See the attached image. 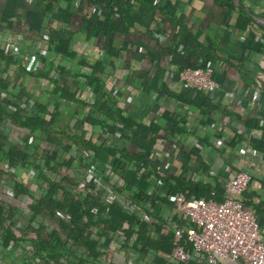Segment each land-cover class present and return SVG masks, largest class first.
Wrapping results in <instances>:
<instances>
[{"label":"crops","instance_id":"crops-1","mask_svg":"<svg viewBox=\"0 0 264 264\" xmlns=\"http://www.w3.org/2000/svg\"><path fill=\"white\" fill-rule=\"evenodd\" d=\"M0 36H15L22 51L6 56L0 45V104L13 97L32 113L41 103L60 132L149 154L168 180L151 182L158 198L168 195L166 182L194 180L222 202L229 180L249 173L241 200L254 211L264 242V0H0ZM64 43L69 54L61 55L55 46ZM38 44L49 54L27 71L24 55L39 53ZM207 66L219 84L212 93L178 79L184 68ZM11 131L10 119L0 122L1 133ZM41 149L57 152L61 162L74 158L69 173L76 174L78 145L68 153L59 145ZM156 208L170 231L188 225L171 204ZM135 239L118 249L111 243L112 264L166 262V252L143 253ZM23 247H0V264H26ZM164 264L176 263L172 257Z\"/></svg>","mask_w":264,"mask_h":264},{"label":"trees","instance_id":"trees-1","mask_svg":"<svg viewBox=\"0 0 264 264\" xmlns=\"http://www.w3.org/2000/svg\"><path fill=\"white\" fill-rule=\"evenodd\" d=\"M63 45L60 47L58 44L55 50L61 55L69 54L68 44ZM2 90H6V85H0ZM100 91L103 89L98 91V95ZM13 100L12 97L9 103L0 104V122L10 119L13 132L9 135L0 132V189L4 192L0 202V247L24 248L27 245L29 251L24 252L26 264H73V260L78 258V264H86L89 260L96 264L106 261L112 264L113 253L109 247L111 243L120 241L116 232L127 225L125 244L136 237L134 246L137 249L145 253L149 252V247L158 255L166 252L168 262L175 246L174 231H170L167 220L155 217L157 204L161 202L163 206L171 204L173 207L168 198L181 193L187 198L194 194L197 198L210 199L217 191L196 184L194 180H173L174 184L166 182L168 195L158 198L149 192L151 182L159 180L162 186L168 180L160 177L159 163L149 154L135 155L124 148L108 146L101 138L99 144L73 132H60L56 128L57 117L45 110V105L34 102L36 111L29 113L21 105H15ZM41 112L47 116H42ZM42 144L59 145L65 153L70 151L72 144L78 145L82 151L78 155L76 174L69 173V169L74 168V158L61 162L57 152L51 156L43 152ZM85 150L94 151V161L99 164L94 173L102 184L112 183L115 176L119 177V182L113 186L124 201L113 204L108 216L105 214V190L85 176V172L91 169L88 158L83 157ZM30 169V178H21L18 174ZM7 187H12V194L6 191ZM36 188H41L38 195ZM22 198L32 200L29 205L31 215L27 219L19 206L6 208V203L21 201ZM125 199L130 201V205L142 206L151 220L145 221L142 214L133 211L131 206L126 208ZM94 208L99 209L98 214L92 213ZM60 213L69 214L71 219L60 218ZM35 222L37 226H34ZM152 227L159 232L156 239L152 238ZM164 228H170L169 232L163 233ZM80 250L84 253L80 254Z\"/></svg>","mask_w":264,"mask_h":264},{"label":"built area","instance_id":"built-area-1","mask_svg":"<svg viewBox=\"0 0 264 264\" xmlns=\"http://www.w3.org/2000/svg\"><path fill=\"white\" fill-rule=\"evenodd\" d=\"M0 36V45L3 53L18 56L22 51L19 48V40L15 36L6 40ZM47 43L48 36L44 39ZM37 54L24 55L26 70L31 71L40 61L41 56H48V48H41L38 44ZM178 79L184 83L194 85L198 90L212 93L217 90L219 84L214 79V69L210 66L200 68H184L178 73ZM257 95L254 100H257ZM23 108H26L24 105ZM119 136V135H118ZM242 154L246 150H241ZM94 151L85 150L83 157L88 158L91 169L86 173L87 180H93L97 187L105 190L104 203L105 214H111V206L119 201H124L115 191L113 184L119 182L115 176L112 183L102 184L95 177ZM251 176L247 172H239L232 177L226 186L225 198L222 202L217 200V193L213 192L210 199L187 198L184 194H178L171 198L175 213L182 214L188 221L187 226L174 229L173 259L176 264H231L239 260L245 264H264V242L260 234L259 221L251 209L247 208L241 197L247 191ZM125 199L126 208L140 212L145 221H150L151 216L143 211L138 204L130 205ZM93 214H98L99 209L94 208ZM60 218L69 221V214L60 213ZM127 225L116 232L120 241H115L114 248L118 249L125 240Z\"/></svg>","mask_w":264,"mask_h":264},{"label":"rangeland","instance_id":"rangeland-1","mask_svg":"<svg viewBox=\"0 0 264 264\" xmlns=\"http://www.w3.org/2000/svg\"><path fill=\"white\" fill-rule=\"evenodd\" d=\"M11 185H12V187H13V183H11ZM12 187H7V192L9 193V194H12L13 192H12ZM1 188V187H0ZM41 188H36V195H38L39 194V191L38 190H40ZM3 191H2V189H0V202H2V198L4 197V195H3ZM22 199H24V198H22ZM22 199H21V201H17V202H13V203H6V208H8V207H11L12 205H13V207L15 208V207H17V206H19V210L22 212V214H23V217L25 218V219H27V218H29V216L31 215L30 214V210H29V205L32 203V200L30 199V198H28V199H24V201H22ZM12 212H14V211H12ZM26 223L27 222H25V225H26ZM34 224V226H37L38 225V223L37 222H35V223H33ZM22 227H24L23 225H22Z\"/></svg>","mask_w":264,"mask_h":264}]
</instances>
